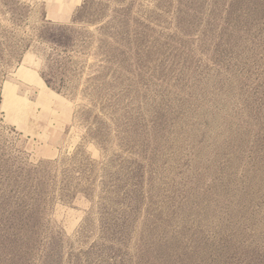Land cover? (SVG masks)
<instances>
[{"label":"rangeland","instance_id":"obj_1","mask_svg":"<svg viewBox=\"0 0 264 264\" xmlns=\"http://www.w3.org/2000/svg\"><path fill=\"white\" fill-rule=\"evenodd\" d=\"M0 264H264V0H0Z\"/></svg>","mask_w":264,"mask_h":264},{"label":"bare ground","instance_id":"obj_2","mask_svg":"<svg viewBox=\"0 0 264 264\" xmlns=\"http://www.w3.org/2000/svg\"><path fill=\"white\" fill-rule=\"evenodd\" d=\"M19 76L26 77V73L23 70H20ZM14 99H15L14 87L6 86V88L4 90V104H3V107L4 108L12 107L11 103H12V100H14Z\"/></svg>","mask_w":264,"mask_h":264}]
</instances>
